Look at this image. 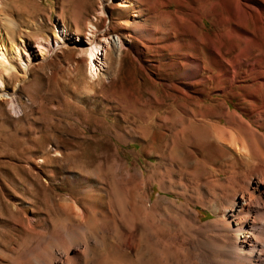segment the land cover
<instances>
[{"label": "rangeland", "instance_id": "1", "mask_svg": "<svg viewBox=\"0 0 264 264\" xmlns=\"http://www.w3.org/2000/svg\"><path fill=\"white\" fill-rule=\"evenodd\" d=\"M118 1L0 0V33L3 17L16 24L9 39L0 40V60L6 63V70L0 66V264L25 259L34 264L32 257L45 256L43 243L65 237L70 228L88 232L90 254L81 264H198L193 244L182 241L188 235L179 218L165 207L176 200L191 209L187 215L192 211L206 223L214 219L211 208L192 201L216 190L199 186L203 170L195 158L181 154L175 135L183 126L169 118L178 105L186 108L189 128L215 121L212 107L223 101L240 111L227 93L251 84L239 78L231 85L223 76L236 65L246 70L244 64L264 50V0H134L145 15L133 26L125 25L133 19L131 9L118 8ZM253 1L261 11L247 9L243 20L241 3ZM88 31H96L98 41L118 36L124 42L119 59L114 49L100 48L96 69L108 78L95 79L94 85L76 46ZM248 39L258 52L245 57ZM38 43L44 56L38 55ZM210 43L222 57V74L216 78ZM134 45L143 49L142 56ZM184 52L190 61L202 62L209 80L189 86L181 79L189 66L181 58ZM170 60L178 66L170 67ZM185 91L192 96H184ZM6 93H15L18 112ZM192 108L195 117H190ZM208 152L207 146L203 154ZM135 172L153 183L136 190ZM158 184L183 197L161 191ZM147 194L150 210L144 212ZM74 202L85 220L63 207ZM144 222L143 242L128 250L123 241L128 224L138 228ZM175 235L178 246L167 250L166 241ZM80 253L76 247L69 256Z\"/></svg>", "mask_w": 264, "mask_h": 264}, {"label": "bare ground", "instance_id": "2", "mask_svg": "<svg viewBox=\"0 0 264 264\" xmlns=\"http://www.w3.org/2000/svg\"><path fill=\"white\" fill-rule=\"evenodd\" d=\"M250 3H241L243 20L246 19L247 9L253 12H260L262 9L260 3L255 1ZM228 6H231V3H228ZM118 8L131 9V17L133 19L125 22L127 26L138 24V19L145 15L138 9L137 2L134 0H119ZM2 19L3 32L0 33V40L4 41L5 39L8 40L9 35L14 33L16 24L11 18L3 17ZM177 20L183 22V19L180 20L178 18ZM146 21H149V18ZM183 24H186L187 29H189L188 23L184 21ZM137 30H140V32L145 31L140 26ZM149 30H146V36L152 37V31ZM95 32L88 31L85 39L76 44L78 47L77 54L80 58L85 59L88 80L93 85L95 79L99 82L108 78L105 75L98 74L96 69L95 62L100 48L105 47L106 50L114 49L117 53V59H119L124 48V42L118 36L112 38V41L105 38L102 42L96 40L97 33ZM125 37V41H129L131 35ZM82 41L83 44L81 43ZM200 41L209 43L207 39H200ZM245 44L247 49L244 51L245 57H249L252 51L258 52V46L255 45L254 41L248 39ZM208 47L215 54L213 61L216 67L212 73L216 78L222 74V69L219 67L222 64L220 48L214 43H210ZM15 50L16 47L13 46L11 51L14 53ZM133 50L138 56L143 55V49L138 45H134ZM38 52L40 56L46 54L45 49L39 43ZM189 57L190 55L186 52L181 54V58L185 59L189 64L188 69L181 73V79H185L189 86L200 85L209 80L210 77L202 74V62L200 60L190 61L189 59L191 58ZM254 57L257 58L244 64L247 68L246 70L236 65L232 69H228L223 76L229 79L231 85L237 83L239 78L242 79L241 82L251 84L250 89L242 87L229 93L226 92L229 94L228 97L237 99L236 107L240 111L230 110L229 107L227 108L224 105L225 102L223 101L212 107L215 121L212 123L201 122L202 125L189 128L185 121L187 116L186 108L178 105L171 110L172 114L169 120L183 126V130L175 135L181 154L187 156V158H195L196 165L203 170L202 175L197 176L202 179L199 186L206 187L210 185L216 190L214 193H207L208 195L201 194L200 201L194 202L191 200L195 205L203 202V205L211 208L214 219L206 223H201L192 211H189L190 216L187 215L186 212L190 208L187 209L186 205L176 204V200L166 203L165 207L167 211L174 213L179 218L186 235H188L182 241L187 244H193L192 247L198 252L195 258L198 264H264V50H261L260 54ZM238 58L236 56V59ZM3 60H0V66L6 70L4 66L6 63ZM172 62L170 60L168 63L170 67L178 66V62ZM150 67L154 68L155 65L152 64ZM0 69L2 70V68ZM239 70L242 71V74L237 76ZM1 86L2 81L0 79ZM184 93V96H192L188 91ZM5 95L11 101L13 111L15 113L18 112L20 107L15 93H6ZM191 111L192 115L190 117H195L194 109L192 108ZM220 119L223 122H220ZM162 126L163 123L158 125L159 128ZM207 146L210 152L204 155L203 152ZM199 167L198 169H200ZM135 175L139 177V181L134 183V188L140 192L153 183V180L145 178L141 172H135ZM158 185L161 191L172 193L176 197H183L181 193L175 192L172 188L163 187L161 184ZM148 198V194L142 197L141 208L144 212L150 210L147 202ZM210 204L212 205L211 207H209ZM63 207L67 213L78 217L81 221L87 218L83 209L76 202L73 205L68 203L63 205ZM145 227V222L141 225L139 224L138 228L128 224L127 235L123 237L128 250H135L140 247L144 236H146ZM87 233H76L70 228L65 237L48 239L43 243L40 251L45 254L44 258L32 257L33 263L81 264L90 254V244L86 237ZM176 246H178L176 235L169 238L165 243L167 250L173 249V247L176 248ZM76 247L81 250L80 255L73 254L69 256V253ZM29 261L25 259L22 264H29ZM172 264L183 263L173 261ZM185 264L195 263L189 260Z\"/></svg>", "mask_w": 264, "mask_h": 264}]
</instances>
